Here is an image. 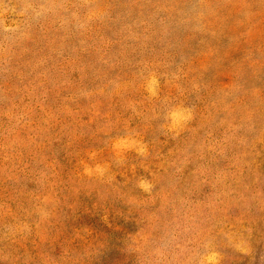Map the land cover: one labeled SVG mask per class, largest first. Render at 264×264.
<instances>
[{
  "label": "rangeland",
  "instance_id": "rangeland-1",
  "mask_svg": "<svg viewBox=\"0 0 264 264\" xmlns=\"http://www.w3.org/2000/svg\"><path fill=\"white\" fill-rule=\"evenodd\" d=\"M0 264H264V0H0Z\"/></svg>",
  "mask_w": 264,
  "mask_h": 264
}]
</instances>
